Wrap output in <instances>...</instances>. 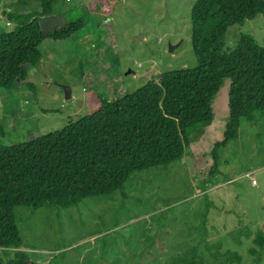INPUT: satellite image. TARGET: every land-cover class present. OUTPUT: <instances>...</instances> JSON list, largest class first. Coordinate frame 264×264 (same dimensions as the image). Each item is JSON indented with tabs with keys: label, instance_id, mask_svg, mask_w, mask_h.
<instances>
[{
	"label": "rangeland",
	"instance_id": "rangeland-1",
	"mask_svg": "<svg viewBox=\"0 0 264 264\" xmlns=\"http://www.w3.org/2000/svg\"><path fill=\"white\" fill-rule=\"evenodd\" d=\"M194 2L53 0V15L39 20L43 30L64 27L67 16L85 19V28L70 41L40 46V61L28 69L32 90L0 89V143H21L78 121L90 112L89 96L106 103L164 73L194 69ZM38 9V0H0V30L14 26L6 14ZM242 34L264 48V15L230 27L222 54ZM229 85L222 81L210 123L197 128L181 159L166 169L135 174L121 190L69 208H15L21 251L34 264H255L258 255L264 264V248L254 243L264 234V118L241 120L239 140L218 152L216 165L211 154L228 122ZM15 253L0 249V264Z\"/></svg>",
	"mask_w": 264,
	"mask_h": 264
},
{
	"label": "trees",
	"instance_id": "trees-1",
	"mask_svg": "<svg viewBox=\"0 0 264 264\" xmlns=\"http://www.w3.org/2000/svg\"><path fill=\"white\" fill-rule=\"evenodd\" d=\"M38 2L32 13L5 15L14 26L0 30V89L20 84L32 90L28 69L40 61V46L70 41L85 28V19L67 16L64 27L43 30L39 20L53 15V0ZM258 15H264V0H195L190 10L194 69L164 73L106 103L89 96L90 112L78 121L21 143H0V249L16 251L8 264H34L21 251L15 208H69L121 190L135 174L166 169L181 159L197 128L210 123L211 101L224 79L230 81L229 118L212 149L215 165L218 152L239 140L241 120L253 124L264 118V48L242 34L235 49L222 54L227 30ZM254 243L262 251L264 234Z\"/></svg>",
	"mask_w": 264,
	"mask_h": 264
},
{
	"label": "water",
	"instance_id": "water-1",
	"mask_svg": "<svg viewBox=\"0 0 264 264\" xmlns=\"http://www.w3.org/2000/svg\"><path fill=\"white\" fill-rule=\"evenodd\" d=\"M143 76H144V77H149V76H150V72L147 73V74H144ZM62 90H63L64 96H65V99H66V100L70 99V98H71V92H70V89L67 88V87H65V86H63V87H62Z\"/></svg>",
	"mask_w": 264,
	"mask_h": 264
}]
</instances>
